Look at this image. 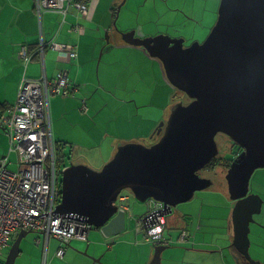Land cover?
Wrapping results in <instances>:
<instances>
[{
	"label": "water",
	"instance_id": "1",
	"mask_svg": "<svg viewBox=\"0 0 264 264\" xmlns=\"http://www.w3.org/2000/svg\"><path fill=\"white\" fill-rule=\"evenodd\" d=\"M144 35L141 28L121 33L125 42L160 60L173 88L190 102L174 103L152 145H120L98 171L70 163L57 212L84 217L106 238L116 237L126 230L127 214L115 203L130 189L140 202H163L171 215L172 207L211 186L198 172L218 156L216 137L226 135L242 149L226 177L234 202L232 245L251 260L248 264H261L250 256L249 234L263 201L249 192L253 175L264 169V0H221L216 24L203 42L185 46L183 38ZM31 232L18 234L4 264H16ZM167 248H156L151 264H161Z\"/></svg>",
	"mask_w": 264,
	"mask_h": 264
},
{
	"label": "crops",
	"instance_id": "2",
	"mask_svg": "<svg viewBox=\"0 0 264 264\" xmlns=\"http://www.w3.org/2000/svg\"><path fill=\"white\" fill-rule=\"evenodd\" d=\"M38 1L0 0V112L16 105L20 84L24 79L37 80L45 76L52 79L60 70H64L68 74L72 90L67 98L59 96L50 98L52 135L55 143L62 145L64 153H69L73 159L82 160L77 164L89 162L93 167L98 161L111 157L120 145L126 143L153 144L151 133L157 123L165 120L173 105L172 99L175 97H168V102H164L160 95L164 94V89L167 87L168 95L172 96L174 89L166 79L160 60L151 57L143 47L128 44L121 37L116 24L121 9L112 11L111 8L113 22L110 30L109 27L107 28L109 40L105 42L98 36L102 26L96 24L97 17L102 19L106 16L104 11L99 13L103 0H98L91 21L73 7L70 8V5L65 15L51 10L39 11ZM79 26L83 27V32L77 29ZM42 40L45 43L72 44L77 47L78 58L61 59L57 50L41 45ZM41 47L45 49L42 50ZM23 48L29 51V62H25L20 57ZM117 69H123L124 75L116 80L112 79L114 85L111 87L103 85L102 71L112 74ZM142 84H146V87H141ZM102 87L107 96L100 93ZM104 99L108 101L110 107L109 109L104 107L108 110L107 115L103 113L104 108L101 109L103 103L107 102ZM85 104L86 109H84ZM101 117L111 119V124H114L112 132L100 130ZM145 121H151V124L145 126ZM106 155L107 157H104ZM106 162L108 161L103 164ZM257 181L264 182V171ZM208 205L214 207V204ZM173 216L167 219L168 226H165L163 233V237L170 241L169 245H158L148 241L145 231L137 227L127 229L126 223L124 233L108 238L103 235L109 250L106 255L116 256L119 261L125 260L112 262L113 264H151L156 248L168 246L169 249L172 244L183 243L189 248L186 252L179 251V254L182 256L184 253L183 256L188 259L193 255L192 251L196 246H193L194 241L191 242L192 237L193 240L195 237L193 236L195 221L190 225L185 216L181 218ZM186 228L192 237L190 240L179 242V235ZM17 237L18 235L15 240ZM36 237L39 238L36 240L39 246L36 252L38 262H19V264H45V261L46 264H79L73 261L80 259H85L88 262L84 263L89 264L91 258L86 254L97 256L95 251L90 252V244H87V249H83V252L66 249L65 258L68 262H63L61 261L63 258L56 255L58 244L53 241H57L56 239L49 241L46 255L45 236L37 233ZM147 242L154 246V253ZM226 244H228L227 240ZM28 245L27 240L23 248L25 254ZM80 246L77 245L79 248H84L85 244L81 243ZM219 252L222 255L220 260L222 263L177 262L175 264H233L225 260L228 259V254L224 244L221 248L210 251V253ZM110 262L109 260L105 263ZM161 264L174 263L162 260Z\"/></svg>",
	"mask_w": 264,
	"mask_h": 264
},
{
	"label": "built area",
	"instance_id": "3",
	"mask_svg": "<svg viewBox=\"0 0 264 264\" xmlns=\"http://www.w3.org/2000/svg\"><path fill=\"white\" fill-rule=\"evenodd\" d=\"M98 0H39V11L51 10L65 15L70 8L93 18ZM84 31L83 27H77ZM41 45L58 51L61 59H77V47L56 42ZM42 50L45 48L41 47ZM20 57L29 62L27 48ZM72 90L68 74L60 70L56 77L37 80L24 79L20 84L16 105L0 112V130L10 138L11 152H16L19 170L10 171L9 155L0 157V262L21 231H32L45 236V251L51 239L60 245L56 255L64 258L72 240H87L93 226L86 218L57 212L62 200L63 171L69 166L62 145L56 144L52 135L50 98H67ZM84 109L87 108L86 104ZM119 212L130 211V197L119 194L115 203ZM147 212L137 220V228L145 231L148 241L168 245L163 237L167 226L164 203L149 199ZM189 232L183 230L179 242L187 241ZM46 264V261H45Z\"/></svg>",
	"mask_w": 264,
	"mask_h": 264
},
{
	"label": "rangeland",
	"instance_id": "4",
	"mask_svg": "<svg viewBox=\"0 0 264 264\" xmlns=\"http://www.w3.org/2000/svg\"><path fill=\"white\" fill-rule=\"evenodd\" d=\"M121 0H103L102 4L99 8V13L105 12V18L99 19L97 17L96 24H101V33L98 35L102 38L105 42L109 40V35H107V28L112 27V11L113 9H117L121 6V10L118 13V18L116 21L118 30L120 33H126L136 28H141V31L146 36H157V35H168L173 38H183L185 39V46H189L196 41L203 42L207 36L209 35L211 29L216 24L218 18V9L221 0H124L122 3H118ZM115 3V4H114ZM115 12V11H114ZM144 26V27H143ZM145 29V30H144ZM149 34V35H148ZM122 37V36H121ZM126 59L125 57L123 58ZM135 69V68H134ZM164 70V68H163ZM165 73V70H164ZM128 74V73H127ZM123 69H117L115 73H107L102 71L101 73V82L103 85L107 87H111L114 85L112 79H118V77L123 76ZM166 76V74H165ZM167 79V77H166ZM169 82V80L167 79ZM168 84V83H167ZM171 85V83L169 82ZM168 84V86H169ZM141 87H146V84H142ZM172 87V85H171ZM173 88V87H172ZM172 96L171 94L168 95L169 88L166 87L164 89V94L160 95V98L164 102H168V97H174V103L178 101H183L185 104L189 103L190 100H186V98L175 91L173 88ZM101 94L107 96L104 92V88H101ZM109 96V95H108ZM104 101H107L104 99ZM108 101L103 103L102 108L108 106ZM171 106V109L173 107ZM104 108L103 113L105 115L108 114V110ZM171 110L168 111L165 120H161L159 123L156 124L155 128L153 129L151 135L153 136L154 131L158 126L161 125V122H166L170 115ZM151 121H145V126H149ZM114 124H111V119L108 117H101L100 118V130L102 132H112ZM151 140L155 143L154 139ZM159 140V137H156V141ZM111 140L110 143H112ZM218 147L220 150L219 156L221 157L220 162L224 163V167L220 168L217 167L216 171L208 172L209 175L212 177L213 187L209 190H205L203 192H196L195 196L191 201L182 203L174 208V216L177 218H181L185 216V219L191 225L193 221H195V230H194V240L192 237V241H194L195 250H193V255H191L188 259L181 256L179 251L186 252L187 247L186 244L183 243H176L172 244L169 249L167 248L162 256L163 262H173L174 264L177 262H220L222 255L219 253H210L213 249H219L224 244L226 246V238L231 236L232 233L230 230L228 232L222 231L220 232V228L225 227V224H229V221L225 222L226 217L231 216L232 206H229L228 201L230 200L229 197V190H228V183L226 180V174L228 172L227 163H230L232 157L235 156L237 153L236 151L240 150L238 144H236L231 138L226 135L219 134L217 136ZM152 145V144H151ZM239 147V148H238ZM233 151V152H232ZM116 154V153H115ZM113 154L109 158H104L103 160L98 161L95 166L91 167L89 162H82V164L91 167L94 170H102L106 163H108L114 156ZM9 155L10 164L8 166L10 171L16 172L19 170L18 166V157L16 152H11V143L10 138L6 135L3 131L0 130V157ZM66 163L69 164L70 160L74 162V164L81 163V159L75 158L72 159L69 153H66ZM108 155V154H107ZM104 156V157H107ZM223 157L226 158L223 161ZM105 161V164H103ZM100 163V164H99ZM263 169H259L253 175L251 180V189L253 186H256V179L258 180L263 173ZM262 172V173H261ZM258 175V176H257ZM257 176V177H256ZM126 195L130 197V207L131 210L127 213V229H135L137 227V219L142 217L147 212V205L146 203L138 201L135 197L134 193L130 189H125L123 191ZM213 200L214 207L208 205V202ZM232 207V208H231ZM231 208V209H230ZM132 214V215H131ZM172 216H168L170 218ZM213 217V218H212ZM264 218V212L261 216H258V219ZM212 224V226H211ZM198 226L200 229H197ZM36 232L29 233L26 238H24L20 252V255L17 257L16 262H38L36 253L39 246L36 244V240L39 238L36 237ZM252 238V235H251ZM29 241V245L26 248V254L23 252V248H25V242ZM252 240V239H251ZM42 241L43 238H42ZM56 242L59 247L60 243L58 241L53 240ZM84 243V248H79L77 245H81ZM148 243V242H147ZM87 244H90V252L92 253L95 251L97 256H92L91 254L87 253L86 256L91 258V262L89 264H107L105 262H109L108 264H113L112 262H124L119 261L116 256L109 257L108 247L105 244V237L101 233V231L96 230L95 228L91 230L89 239L88 240H81V239H74L67 246V249L76 250L83 252V249H87ZM149 247L152 253H154V246L150 243ZM232 244V243H231ZM229 244V245H231ZM227 246V256L233 264H237L236 259L234 260L233 256L231 255V246ZM42 247V246H41ZM81 247V246H80ZM256 246L253 245L252 248ZM44 248V247H42ZM251 248V256L255 258L256 256L253 253H256L254 249ZM10 248L5 251V257L2 261V264L5 262V258L9 252ZM253 252V253H252ZM140 253V252H139ZM70 255V253H68ZM142 255V254H141ZM102 256V258H101ZM233 258H232V257ZM109 257V258H108ZM87 258V257H86ZM175 261H172V260ZM52 262V259H49ZM59 259H57L58 262ZM63 262H68V260L64 258L61 260ZM103 261V262H102ZM73 262H79V264H85L84 262H88L85 259L74 260ZM97 262V263H95ZM127 262V261H126ZM16 263V264H17ZM225 263V262H224Z\"/></svg>",
	"mask_w": 264,
	"mask_h": 264
},
{
	"label": "flooded vegetation",
	"instance_id": "5",
	"mask_svg": "<svg viewBox=\"0 0 264 264\" xmlns=\"http://www.w3.org/2000/svg\"><path fill=\"white\" fill-rule=\"evenodd\" d=\"M144 36L146 37V35H144ZM182 95L186 98V100H189V98L186 95H184V94H182ZM216 140H217V137H216ZM217 144H218V142H217ZM236 152L237 153L235 154V156L232 157L230 160H228V161H230V163H227L228 164L227 165L228 171H229L230 166L233 163V161L239 156L240 153H242V149L240 148V150H238ZM219 154H220V150H219ZM219 154H218V156L215 159H213L208 165H206L202 170H200L198 172L199 176L202 179L211 180V182H212L211 186L208 187L205 190H209V189H211L213 187V181L211 179L212 177L209 175L208 172L213 171V173H214L216 171L217 167H220V168H223L224 167L223 166L224 163L223 162H220L221 157L219 156ZM71 157L73 159V156H71ZM222 159H223V161L226 160L225 157H223ZM69 160H70V163H73V161H71L70 158H69ZM227 174H228V172H227ZM227 174H226V177H227ZM205 190H203V191H205ZM203 191H201V192H203ZM249 193H251V194L253 193L255 195L260 196V198L263 201L262 206L260 208V213H257L256 215H254V223H251L250 224L251 231H250V234H249V238H250L251 245H250L249 253L252 251L251 248L253 247V245H255L256 247L255 248H252V249H254V251L256 253H253V252L252 253L256 257L253 258L251 256V253H250V256L252 257V259L255 262H261V264H264V218L261 219V221L258 219V216H261L262 213L264 212V182L263 181L261 182V181H257L256 180V186H253L252 189H251V182H250V192ZM228 203H229V206H232V207L234 206V202H232L231 200H229ZM208 204H214V201L211 200V201L208 202ZM226 221L227 222L229 221V224L227 223V224H225V227L220 228V232H222V231L228 232V230H230L231 233H232V235L226 238L228 244L226 246H224V248H226L229 244L233 243V240H234L233 225H232V216H230L229 219L225 220V222ZM251 235H252V238H251ZM229 246H231V250L230 251H231V255L234 258L232 256L231 257L234 260L236 259L237 262H241L242 264H248L247 262H251L250 259H248L247 257L243 256L241 253H239L237 251V249L232 244L229 245ZM225 260L231 262L229 260V258L228 259L225 258Z\"/></svg>",
	"mask_w": 264,
	"mask_h": 264
},
{
	"label": "trees",
	"instance_id": "6",
	"mask_svg": "<svg viewBox=\"0 0 264 264\" xmlns=\"http://www.w3.org/2000/svg\"><path fill=\"white\" fill-rule=\"evenodd\" d=\"M175 91L177 92L176 89H175ZM226 219H229V216H227ZM199 228H200V227H199ZM199 228H198V229H199ZM185 230H187V228H186ZM182 231H183V230H182ZM182 231H181V232H182ZM187 231H188V230H187ZM188 232H189V231H188ZM180 234H181V233H180ZM179 236H180V235H179ZM191 237H192V236H191L190 233H189V238H188V239L190 240ZM166 239H167V238H166ZM167 240H168V239H167ZM168 241H169V240H168ZM4 257H5V256H4ZM3 259H4V258H3ZM3 259L1 260L0 264H2Z\"/></svg>",
	"mask_w": 264,
	"mask_h": 264
},
{
	"label": "clouds",
	"instance_id": "7",
	"mask_svg": "<svg viewBox=\"0 0 264 264\" xmlns=\"http://www.w3.org/2000/svg\"><path fill=\"white\" fill-rule=\"evenodd\" d=\"M73 164H74V162H73ZM147 201H148V200H147ZM147 201H146V202H147ZM146 202H145V203H146ZM162 203H163V202H162ZM172 211H173L172 214L169 215V216H173V215H174V208H173V207H172ZM126 214H127V213H126ZM167 219H168V216H167ZM167 226H168V222H167ZM168 245H169V244H168Z\"/></svg>",
	"mask_w": 264,
	"mask_h": 264
}]
</instances>
